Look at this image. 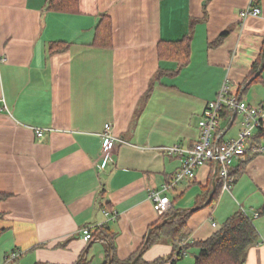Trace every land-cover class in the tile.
I'll list each match as a JSON object with an SVG mask.
<instances>
[{
    "label": "crops",
    "instance_id": "crops-1",
    "mask_svg": "<svg viewBox=\"0 0 264 264\" xmlns=\"http://www.w3.org/2000/svg\"><path fill=\"white\" fill-rule=\"evenodd\" d=\"M48 7V0H0V195L7 196L0 202V264L13 253L19 257L10 264H78L83 257L105 264V241L82 239L84 230L93 235L100 227L123 263L159 220L150 192L170 183L181 165V157L161 150L196 144L198 121L223 84L245 103L264 106V0H77L74 13ZM251 7L259 16L242 18ZM98 29L103 45L95 43ZM187 36L182 67L177 43ZM238 118L222 115L221 141L236 139ZM107 124L122 143L102 165ZM214 170L198 168L193 180L178 183L171 210L188 215L191 242L243 213L259 236L245 264H264V217H254L264 203V154L235 161L230 191L207 205ZM171 253L161 240L143 260Z\"/></svg>",
    "mask_w": 264,
    "mask_h": 264
},
{
    "label": "built area",
    "instance_id": "built-area-1",
    "mask_svg": "<svg viewBox=\"0 0 264 264\" xmlns=\"http://www.w3.org/2000/svg\"><path fill=\"white\" fill-rule=\"evenodd\" d=\"M260 11L251 7L241 14L242 18L248 16H259ZM5 58L0 57V67L5 63ZM6 110L4 101L0 99V113ZM224 114L231 117H239L241 120L240 131L234 140L223 142L217 134L219 122ZM264 129V106L254 107L241 100L237 95L232 94L230 87L223 84L216 97L209 101L197 124L198 140L192 148L172 146L163 148L161 151L168 156H179L182 158L181 165L175 173L172 181L163 185L159 190L151 191L149 200L154 212L160 217L165 216L171 208L169 198L170 191L183 180H193L198 168L215 164L214 182L221 184L222 192H229L231 189L230 174L235 161H244L247 154L261 155L264 149L253 145V134ZM43 132L36 130V137H41ZM102 146L99 152V159L102 165L112 161V154L117 145L122 143L112 132L110 125L104 126L101 134ZM103 214L110 221H114L115 214H109L103 210ZM257 217V214L254 215ZM215 226V224H213ZM82 239L86 243L102 242L99 237H93L89 230L82 232ZM189 238L184 240L181 247L190 243ZM187 255L184 254V257ZM19 257L13 253L5 258V264H10ZM84 258V257H83Z\"/></svg>",
    "mask_w": 264,
    "mask_h": 264
},
{
    "label": "trees",
    "instance_id": "trees-1",
    "mask_svg": "<svg viewBox=\"0 0 264 264\" xmlns=\"http://www.w3.org/2000/svg\"><path fill=\"white\" fill-rule=\"evenodd\" d=\"M48 8L55 12L74 13L76 11L77 0H48ZM227 33H223L221 37ZM104 35L102 29L97 30L95 43L97 45H103ZM180 48L176 53V60L179 61L183 67L189 62V46L190 37H185L181 42L177 43ZM54 45L51 46V51L54 49ZM174 58V57H173ZM264 134V129L258 131L255 138H253V145L259 146L261 137ZM260 147V146H259ZM231 185L235 180V173L230 174ZM221 190V184H216L215 191L212 194L209 204L216 202L219 192ZM7 198L6 195H0V202ZM258 217H264V203L256 211ZM188 215H182L175 213L171 210L163 217L151 226L149 230H152L147 245H145V239L141 247L131 255L125 262L121 263L114 259L113 252V237L110 235L109 230L104 227L96 228L93 233V237L97 236L101 240L105 241L107 246V261L111 264H131L140 254L141 256L135 264H180L187 256L192 253L194 263L193 264H245V256L247 249L258 241V233L253 226L251 220H249L243 213L237 212L230 218H228L221 227L207 240L202 242H190L184 247L181 244L189 237L186 228V220ZM2 218L0 214V219ZM116 219V218H115ZM163 220H169L166 224L156 228L161 224ZM2 230H0V234ZM165 240L171 244L172 253L166 259H157L153 262H145L143 260V254L155 243ZM78 264H86L83 259H80Z\"/></svg>",
    "mask_w": 264,
    "mask_h": 264
},
{
    "label": "water",
    "instance_id": "water-1",
    "mask_svg": "<svg viewBox=\"0 0 264 264\" xmlns=\"http://www.w3.org/2000/svg\"><path fill=\"white\" fill-rule=\"evenodd\" d=\"M263 58H264V52H263ZM215 187H216V183L214 182V183H213V187H212V191H211L210 196H209V200H210L212 194H213L214 191H215ZM209 200H208V203H209ZM193 212H195V209H192V210L189 211V213H193ZM168 221H169V220H163V221L161 222V224H160L159 226H157L156 228L161 227L162 225L166 224ZM151 231H152V230H149V232H148V234H147V236H146L145 245H147V242H148L149 235H150ZM140 256H141V254H140V255H139V256H138V257H137V258H136L131 264H135L136 261L139 259ZM82 259H83V258H82ZM108 264H111V263L108 262Z\"/></svg>",
    "mask_w": 264,
    "mask_h": 264
},
{
    "label": "rangeland",
    "instance_id": "rangeland-1",
    "mask_svg": "<svg viewBox=\"0 0 264 264\" xmlns=\"http://www.w3.org/2000/svg\"><path fill=\"white\" fill-rule=\"evenodd\" d=\"M238 120H239V118H238ZM237 120V121H238ZM193 254L192 253H190L188 256H186L181 262H180V264H189L190 262H191V260H192V264L194 263V259H193V256H192ZM186 260V261H185Z\"/></svg>",
    "mask_w": 264,
    "mask_h": 264
}]
</instances>
